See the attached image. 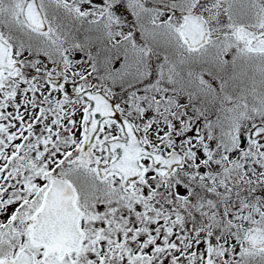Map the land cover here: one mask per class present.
I'll return each instance as SVG.
<instances>
[{
    "label": "snow or ice",
    "instance_id": "obj_1",
    "mask_svg": "<svg viewBox=\"0 0 264 264\" xmlns=\"http://www.w3.org/2000/svg\"><path fill=\"white\" fill-rule=\"evenodd\" d=\"M0 264H264V0H0Z\"/></svg>",
    "mask_w": 264,
    "mask_h": 264
}]
</instances>
